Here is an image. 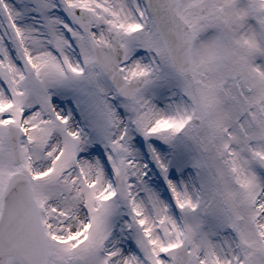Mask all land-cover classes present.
Masks as SVG:
<instances>
[{"label": "snow or ice", "instance_id": "1", "mask_svg": "<svg viewBox=\"0 0 264 264\" xmlns=\"http://www.w3.org/2000/svg\"><path fill=\"white\" fill-rule=\"evenodd\" d=\"M0 264H264V0H0Z\"/></svg>", "mask_w": 264, "mask_h": 264}]
</instances>
